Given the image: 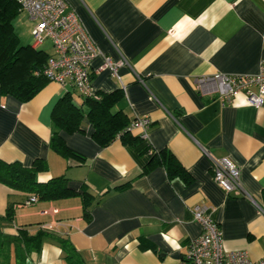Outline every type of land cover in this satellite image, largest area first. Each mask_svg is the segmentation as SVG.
Returning a JSON list of instances; mask_svg holds the SVG:
<instances>
[{
	"label": "crops",
	"instance_id": "1",
	"mask_svg": "<svg viewBox=\"0 0 264 264\" xmlns=\"http://www.w3.org/2000/svg\"><path fill=\"white\" fill-rule=\"evenodd\" d=\"M99 54L90 62L94 90H121L113 110L132 120H151L145 139L107 146L91 138L84 116L81 132L59 131L81 157L50 149L52 109L69 93L86 111L84 98L70 84L49 81L30 100L0 94V159L25 167L41 159L38 181L64 176L68 185L90 193L89 217L79 196L25 204L27 193L0 183V215L11 204L13 219L0 222L6 234L18 228L47 233L24 264H177L187 241L200 233L193 209L204 206L219 224L226 250L264 255V106L254 107L238 93L221 104L216 92H200L195 77L216 73L253 74L264 58V0H65ZM30 44L33 24L16 19ZM15 31V26L13 24ZM21 42V40H20ZM53 54L48 39L36 45ZM102 55L127 65L117 76L97 71ZM133 134L138 135V130ZM169 149L191 180L169 178L164 167L147 172L149 156ZM225 157L239 169L241 187L229 193L214 181L211 158ZM126 184L124 187H118ZM251 197L253 201L248 198ZM262 209H260V207ZM58 237L67 239L70 251ZM14 263L13 253L10 263Z\"/></svg>",
	"mask_w": 264,
	"mask_h": 264
},
{
	"label": "trees",
	"instance_id": "2",
	"mask_svg": "<svg viewBox=\"0 0 264 264\" xmlns=\"http://www.w3.org/2000/svg\"><path fill=\"white\" fill-rule=\"evenodd\" d=\"M19 14L15 0H0V94L11 96L20 102L30 100L49 80L42 74L47 54L30 44H21L13 28V20ZM95 97H83L86 111L72 102L69 93L57 100L52 112V131L49 138L51 150L61 156L81 157L69 148L59 135V131L67 133L81 132V122L84 116L92 125L91 138L101 146H107L115 138L125 143L132 138H138L128 129L129 119L121 110H113L122 97L121 90L110 93L97 91ZM155 165L164 167L169 178H179L188 184L191 177L167 148L158 150L149 156V161L142 172H147ZM46 169L41 159H35L25 167L19 161L6 162L0 159V183L17 191L27 193V198L35 195L37 200H56L79 196L83 206V215L89 217L88 205L91 201L90 193L84 185L74 190L68 185L64 176L52 177L46 181H38L37 173ZM121 184L118 187H124ZM13 211L8 204L4 215H0V222L11 221ZM47 236L43 230L29 234L26 229L18 228L13 234H6L0 225V264H9L13 253L15 264H24L25 258L32 250L40 249L42 239ZM61 248L70 251L65 238L57 239ZM71 259V253H66Z\"/></svg>",
	"mask_w": 264,
	"mask_h": 264
},
{
	"label": "built area",
	"instance_id": "3",
	"mask_svg": "<svg viewBox=\"0 0 264 264\" xmlns=\"http://www.w3.org/2000/svg\"><path fill=\"white\" fill-rule=\"evenodd\" d=\"M15 1L19 13H26L33 22L30 29L33 45L36 46L46 39L51 43L53 54L47 57L42 69L44 77L62 85H72L82 97L96 98L97 92L91 83L89 67L99 51L77 15L67 10L66 1ZM124 65H127V61L123 56L113 60L102 55V63L97 71L106 69L111 76H117L118 68ZM194 84L200 92H216L222 105L230 103L241 93L248 105L264 106V58L261 59L256 73L203 75L195 77ZM150 122L147 116L135 117L130 121L128 129L138 130V136L145 139ZM211 170L214 181L225 193L241 187L239 169L228 158H211ZM245 195L253 201L249 195ZM36 201L37 197L31 195L24 203L28 205ZM192 212L200 226V233L187 241L186 249L177 264H264V255L253 260L244 250H226L219 224L211 218L206 207H195Z\"/></svg>",
	"mask_w": 264,
	"mask_h": 264
},
{
	"label": "rangeland",
	"instance_id": "4",
	"mask_svg": "<svg viewBox=\"0 0 264 264\" xmlns=\"http://www.w3.org/2000/svg\"><path fill=\"white\" fill-rule=\"evenodd\" d=\"M15 19H16V18H15ZM13 24H14V26H15V32H17V34H18L19 36H21V34H25V35H27V32H26L25 27H24V26L20 27V26L18 25V21H17V22H16V20L13 21ZM20 40H21L20 43H22V42H23V41H22L23 38L21 37ZM32 42H33V41H32ZM32 252H33V251H32ZM33 256H35L34 252H33Z\"/></svg>",
	"mask_w": 264,
	"mask_h": 264
}]
</instances>
